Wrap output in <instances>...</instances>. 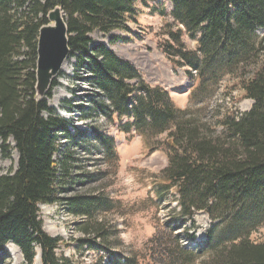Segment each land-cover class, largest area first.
<instances>
[{"label": "trees", "instance_id": "16d2710c", "mask_svg": "<svg viewBox=\"0 0 264 264\" xmlns=\"http://www.w3.org/2000/svg\"><path fill=\"white\" fill-rule=\"evenodd\" d=\"M153 1L0 0V154L9 158L13 150L18 157L16 169L0 175L3 260L9 259L4 247L12 243L24 264H35L38 255L39 264H68L56 254L63 240L44 232L40 205H60L83 218L112 209L99 197H61L70 186L65 169L71 157L59 141L84 134L49 107L47 99L57 80L45 99L35 100L39 29L58 7L67 24L69 56L77 60L75 81L94 92L79 112L126 137L143 138L151 151L167 159L157 175L155 195L163 202L170 189L175 192L177 207L170 210L163 230L175 241L171 250L158 245L160 264H194L192 252L180 244L182 239L196 242L186 224L195 230L193 217L200 212L210 222L199 246L209 252L210 263L207 259L202 264H264V240H251L264 229V38L257 36L258 31L264 33V0H167L173 25L166 27L158 48L173 69L183 70L194 83L191 98L197 101L233 78L232 90L252 101L248 112L226 113L217 120L219 134L177 107L168 91L147 84L106 44L89 37L99 32L109 46L131 42L137 34L129 22L137 21V5L148 7ZM184 38L195 43L193 49ZM93 140L102 156L116 157L111 137L94 130ZM96 227L93 236L80 243L106 250L108 234ZM137 260L130 257L124 264Z\"/></svg>", "mask_w": 264, "mask_h": 264}, {"label": "rangeland", "instance_id": "374dc122", "mask_svg": "<svg viewBox=\"0 0 264 264\" xmlns=\"http://www.w3.org/2000/svg\"><path fill=\"white\" fill-rule=\"evenodd\" d=\"M137 10V21L129 22V27L137 34L132 36V42L109 46L107 37L99 32L89 37L95 43L106 44L117 56L129 61L147 84L168 91L177 107L189 110L198 124H207L216 134L220 132L217 120L224 114L238 115L250 110L252 101L244 99L238 89L232 90L235 86L233 78H226L213 91L199 95L197 101L191 98L196 90L194 83L188 81L181 69H173L158 48L165 41L166 27L173 25L170 2L154 0L148 3V7L137 5ZM257 36L263 39V31H258ZM184 43L188 48H194L195 43L190 39L184 38ZM76 62L75 57L69 56L47 99L50 108L63 119L71 121L84 134L83 137H75L74 141H59L63 151L66 150L71 157L65 169V173L71 176L70 186L61 197H99L107 200L112 209L106 212L100 210L92 217L83 218L72 215L60 205H40L39 218L43 222L44 232L63 240L56 254L66 259L68 264H124L130 257L138 259L137 264H160L158 245L162 250H171L175 241L173 236L163 231L170 210L177 207L175 192L170 189L163 202L158 201L155 195L160 183L156 178L166 167L167 159L162 152L156 149L151 151L143 138L126 137L101 119L79 112L78 108L85 106V99L92 97L94 92L86 83L75 81ZM94 130L114 140L115 158L109 160L99 153L93 140ZM17 159L13 150L9 158L0 154V175L15 170ZM193 218L195 230L189 228L188 223L186 227L189 234L195 232L196 242L189 243L182 239L180 247L192 252L194 264H202L207 259L210 263L209 252L199 248L210 222L201 212ZM96 226L108 234V241L103 244L106 250H95L97 247L93 249L80 243V240L93 236L98 228ZM251 240L255 243L263 241L264 229L253 234ZM171 242L173 244L168 245ZM7 252L9 259L0 258V264H24L20 254ZM35 264H38L37 259Z\"/></svg>", "mask_w": 264, "mask_h": 264}, {"label": "water", "instance_id": "95a60500", "mask_svg": "<svg viewBox=\"0 0 264 264\" xmlns=\"http://www.w3.org/2000/svg\"><path fill=\"white\" fill-rule=\"evenodd\" d=\"M46 19L48 23L39 29L37 39L36 101L45 98L70 54L69 34L61 9L54 8L47 14Z\"/></svg>", "mask_w": 264, "mask_h": 264}, {"label": "bare ground", "instance_id": "6f19581e", "mask_svg": "<svg viewBox=\"0 0 264 264\" xmlns=\"http://www.w3.org/2000/svg\"><path fill=\"white\" fill-rule=\"evenodd\" d=\"M6 250L9 251L11 254H13L14 251L17 253V255L19 254L18 249L13 244L6 245ZM36 259H37V262H38V257Z\"/></svg>", "mask_w": 264, "mask_h": 264}]
</instances>
